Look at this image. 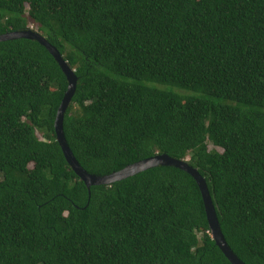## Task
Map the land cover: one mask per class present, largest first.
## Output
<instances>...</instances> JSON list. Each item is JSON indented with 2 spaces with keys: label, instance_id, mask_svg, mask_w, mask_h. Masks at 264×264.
Wrapping results in <instances>:
<instances>
[{
  "label": "trees",
  "instance_id": "obj_1",
  "mask_svg": "<svg viewBox=\"0 0 264 264\" xmlns=\"http://www.w3.org/2000/svg\"><path fill=\"white\" fill-rule=\"evenodd\" d=\"M29 22L77 79L63 134L80 167L187 160L229 249L264 264V0H0V35ZM66 88L37 41L0 42V264H230L185 172L86 188L56 142Z\"/></svg>",
  "mask_w": 264,
  "mask_h": 264
},
{
  "label": "water",
  "instance_id": "obj_2",
  "mask_svg": "<svg viewBox=\"0 0 264 264\" xmlns=\"http://www.w3.org/2000/svg\"><path fill=\"white\" fill-rule=\"evenodd\" d=\"M20 38L35 40L39 44H41L53 57V59L58 64L59 68L61 69L62 73L66 78L67 88L57 109L53 122V127L56 142L58 143L67 164L80 178V180L85 184L86 188L89 190L91 186L110 185L113 182L123 180L127 177L133 176L151 168H156L158 166L173 167L178 170H181L191 176L198 186L210 231V237L214 241L217 248L221 251V253L224 255V257L228 260L230 264H244L241 260L237 258L235 254H233V252L227 246V243L221 233V229L218 223L216 212L206 182L204 178L200 176L197 170L187 163V160H176L164 154H157L148 159H144L134 164H130L118 172H114L102 177L89 175L85 170L80 167V165L73 157L63 134L64 113L68 105L70 104V101L73 97L76 88L77 79L74 75V71L68 66L67 62L63 59L62 55L58 52L55 47L50 45L43 36H41L37 32L31 31L30 29L21 32H13L0 35V42Z\"/></svg>",
  "mask_w": 264,
  "mask_h": 264
},
{
  "label": "rangeland",
  "instance_id": "obj_3",
  "mask_svg": "<svg viewBox=\"0 0 264 264\" xmlns=\"http://www.w3.org/2000/svg\"><path fill=\"white\" fill-rule=\"evenodd\" d=\"M29 28L32 29L33 31H36L37 26L35 24L29 22ZM145 85H147V86H153V87H156L157 89H160V90H165L166 89L165 87L159 86V85H153V84L151 85V84H147V83H145ZM172 91H173V93L181 96L182 98H187L188 96H192L193 95V93H191V92L180 91L178 89H172ZM37 137L39 139H42V136L39 133H37ZM208 149L209 150L221 151L219 148H215L211 144H208Z\"/></svg>",
  "mask_w": 264,
  "mask_h": 264
},
{
  "label": "clouds",
  "instance_id": "obj_4",
  "mask_svg": "<svg viewBox=\"0 0 264 264\" xmlns=\"http://www.w3.org/2000/svg\"><path fill=\"white\" fill-rule=\"evenodd\" d=\"M30 29V28H29Z\"/></svg>",
  "mask_w": 264,
  "mask_h": 264
}]
</instances>
